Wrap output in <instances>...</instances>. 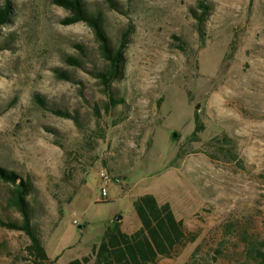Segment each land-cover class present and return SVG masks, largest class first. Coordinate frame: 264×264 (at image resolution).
<instances>
[{
	"label": "rangeland",
	"instance_id": "rangeland-1",
	"mask_svg": "<svg viewBox=\"0 0 264 264\" xmlns=\"http://www.w3.org/2000/svg\"><path fill=\"white\" fill-rule=\"evenodd\" d=\"M82 1L122 47L115 106L99 41L62 23L70 10L12 0L0 27V168L30 182L48 264H93L114 220L140 227L146 193L196 234L149 264L242 260L245 237L264 239V0H207L202 32L198 0ZM101 169L119 179L107 199ZM13 188L0 174V264H33L29 236L3 223L21 219Z\"/></svg>",
	"mask_w": 264,
	"mask_h": 264
},
{
	"label": "trees",
	"instance_id": "trees-1",
	"mask_svg": "<svg viewBox=\"0 0 264 264\" xmlns=\"http://www.w3.org/2000/svg\"><path fill=\"white\" fill-rule=\"evenodd\" d=\"M108 1L113 3L112 0ZM54 2L72 12L71 16L61 20L62 23L85 21L92 27L99 41L102 55L108 61V66L99 70L97 76L108 92L111 105L123 103L124 100L119 98L112 88V82L121 75L122 47H114L111 44L102 14L85 7L82 0H54ZM190 10L197 19L199 31L202 32L204 21L211 10V4L207 0H198L197 6L191 7ZM11 12L12 0H3V4L0 5V27L9 21ZM72 61L78 62L76 58H72ZM0 174L13 182L12 199L21 212L20 220L3 223L23 230L29 236L30 243L27 250L33 264H48L50 258L45 249V236L36 220L33 204L27 198L31 191L30 182L13 171H6L2 168H0ZM134 207L141 221L140 227L127 232L122 229L119 221L114 220L106 228L101 241L94 246L93 264L154 263L160 257L178 255L188 242L196 238V234L190 232L183 220L176 216L169 202H160L153 194L146 193L134 200ZM244 241L246 242L244 258L235 261L234 264H264V239L245 237ZM89 259L85 257L83 262L74 260L71 263L84 264Z\"/></svg>",
	"mask_w": 264,
	"mask_h": 264
},
{
	"label": "built area",
	"instance_id": "built-area-1",
	"mask_svg": "<svg viewBox=\"0 0 264 264\" xmlns=\"http://www.w3.org/2000/svg\"><path fill=\"white\" fill-rule=\"evenodd\" d=\"M100 180H101V195L103 196L104 199L108 198V185L111 182H116L118 183L119 179L115 178L110 174L106 169H101L99 172Z\"/></svg>",
	"mask_w": 264,
	"mask_h": 264
}]
</instances>
